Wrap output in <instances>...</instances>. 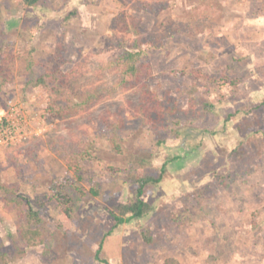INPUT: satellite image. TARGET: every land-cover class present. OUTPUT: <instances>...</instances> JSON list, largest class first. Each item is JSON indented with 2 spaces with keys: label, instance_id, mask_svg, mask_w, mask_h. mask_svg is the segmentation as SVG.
I'll return each mask as SVG.
<instances>
[{
  "label": "rangeland",
  "instance_id": "374dc122",
  "mask_svg": "<svg viewBox=\"0 0 264 264\" xmlns=\"http://www.w3.org/2000/svg\"><path fill=\"white\" fill-rule=\"evenodd\" d=\"M215 2L220 16L208 23L194 20L187 0L154 8L140 0H41L33 7L0 0V46L13 57L0 115L13 98L30 118L20 141L0 147L1 178L44 205L51 233L44 244L24 245L0 194V249L11 264H102L95 258L100 245L113 264H264V0ZM136 41L153 68L147 86L127 83L106 66ZM55 52L65 71L77 67L79 86L101 91L85 113L45 115L47 97L33 81ZM194 68L215 75L226 69L237 88L226 82L206 93L194 84ZM158 100L178 111L171 116L154 109L147 116L144 108ZM242 106L258 108L225 120ZM115 119L124 121L115 132L124 153L109 142ZM74 134L97 147L80 171L57 152L59 139ZM169 158L163 183L144 196L154 210L141 219L142 227L129 221L107 233L109 211L129 194L125 173L141 168L157 175ZM58 184L62 194L69 190L76 198L71 216L54 190Z\"/></svg>",
  "mask_w": 264,
  "mask_h": 264
},
{
  "label": "trees",
  "instance_id": "16d2710c",
  "mask_svg": "<svg viewBox=\"0 0 264 264\" xmlns=\"http://www.w3.org/2000/svg\"><path fill=\"white\" fill-rule=\"evenodd\" d=\"M41 0H21L25 6H36ZM145 7L154 8L155 4L163 3L167 0H140ZM194 4L192 9V17L194 20L201 22H213L220 16L218 3L215 0H187ZM197 29H200L197 26ZM191 32H194V27H191ZM4 55V57H1ZM146 49L139 42L123 51V53L109 63L108 68H117L123 76L125 82L133 83L141 86H147L153 77V68L151 63L145 59ZM8 47L0 46V92L4 85L12 79L11 59ZM45 63V70L33 81L35 87L44 91L48 103L45 109V115L53 118H68L73 117L89 110L101 97V91L95 87H81L77 84L80 75L77 67L65 71L63 68L64 60L60 53L55 52L48 56ZM194 84L204 87L206 93L210 92L213 86L222 87L226 82H231L237 88V79L230 78L226 74V69H223L224 75H215L203 71L202 69L194 68L192 73ZM152 97L156 96V91H152ZM191 99L190 107L194 109V115L200 114L197 110V98L194 96ZM258 106H242L235 111L227 114L225 120L231 118H240L248 116L255 111ZM144 109L149 116L154 109L158 113L168 112L171 116L176 114L178 109L176 105H164L159 100L148 104ZM162 111V112H161ZM160 115V116H161ZM174 121H179L175 120ZM124 121L115 119L111 122L112 133L109 135L110 145L114 150L124 153L122 143L118 141V135L115 133L117 128L122 127ZM169 125V123H168ZM224 128L220 131H223ZM219 131V130H218ZM215 133H219L215 131ZM247 135V136H246ZM241 138L239 145L247 140L248 134ZM245 140V141H244ZM240 145V146H241ZM58 154L63 158L64 162L76 171L82 168V162L93 159L97 152L96 144L88 137L74 134L70 137L59 139L57 146ZM167 159L162 166V171L157 174H149L141 168L128 171L125 173V182L129 185V194L125 201L115 204L109 212L112 219V226L107 233H110L121 224L129 221H136V224L141 228V219L146 217L154 210V204L147 198L145 194L151 192V187L159 186L163 183L166 166L170 162ZM61 185H56L57 197L64 202L66 207L64 212L71 216L75 209L76 198H72L71 191L67 190L66 195L60 191ZM0 194L4 208L15 214L17 219L16 235L20 241L29 247L44 244L49 241L51 233L44 226V205L35 204L28 196L20 192V186L16 183H6L2 181L0 173ZM93 195H99V191L93 187L91 189ZM142 235L145 241L151 242L152 236L148 230L142 229ZM3 246V244L1 245ZM49 251V245L45 248L44 253ZM95 258L102 264H113L111 260L102 255V245L95 251ZM0 264H11V257L7 250L0 249Z\"/></svg>",
  "mask_w": 264,
  "mask_h": 264
},
{
  "label": "built area",
  "instance_id": "2783aa9c",
  "mask_svg": "<svg viewBox=\"0 0 264 264\" xmlns=\"http://www.w3.org/2000/svg\"><path fill=\"white\" fill-rule=\"evenodd\" d=\"M7 109L0 115V147L20 141L30 124L26 106L10 98Z\"/></svg>",
  "mask_w": 264,
  "mask_h": 264
}]
</instances>
